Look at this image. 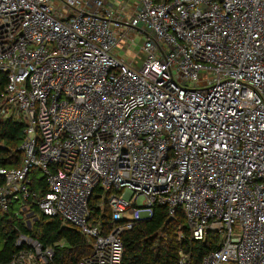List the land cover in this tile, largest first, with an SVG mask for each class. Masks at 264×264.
<instances>
[{
  "label": "built area",
  "instance_id": "1",
  "mask_svg": "<svg viewBox=\"0 0 264 264\" xmlns=\"http://www.w3.org/2000/svg\"><path fill=\"white\" fill-rule=\"evenodd\" d=\"M138 39L131 60L117 54ZM0 73V122L23 125L1 213L83 235L76 264H123L122 235L158 206L193 241L217 237L177 264H264V0H0ZM15 247L6 264L53 257L24 235Z\"/></svg>",
  "mask_w": 264,
  "mask_h": 264
},
{
  "label": "trees",
  "instance_id": "2",
  "mask_svg": "<svg viewBox=\"0 0 264 264\" xmlns=\"http://www.w3.org/2000/svg\"><path fill=\"white\" fill-rule=\"evenodd\" d=\"M6 84L0 73V93ZM23 125L15 120L0 122V169L17 168L22 154ZM32 188L45 189L44 178L36 171L31 174ZM3 180L0 177V186ZM97 196L89 200L88 208L92 225H99L106 233L110 228V213L104 207L96 208ZM12 205L7 213L0 212V264H6L16 253L15 243L19 235L33 238L43 247L53 248V257L47 264H76L91 253L92 247L86 238L62 224L57 218H47L34 210L37 221L31 229L17 220ZM166 209L155 207L151 217L138 222L132 230L122 235L123 264H177L180 253L197 262L216 247L217 237L209 234L205 242L193 241L188 232L184 216L178 214L167 222ZM178 230L181 238L178 239ZM165 235V236H164Z\"/></svg>",
  "mask_w": 264,
  "mask_h": 264
},
{
  "label": "rangeland",
  "instance_id": "3",
  "mask_svg": "<svg viewBox=\"0 0 264 264\" xmlns=\"http://www.w3.org/2000/svg\"><path fill=\"white\" fill-rule=\"evenodd\" d=\"M118 2L126 1V0H117ZM129 5L133 6L134 4H137V0H128ZM131 10V9H130ZM140 44V39L137 40L135 46H132L128 51H125L121 48L117 49V54L120 57H125L126 60H131L133 54L137 53L138 50V45ZM233 236H240L241 230L238 225H234L233 231H232ZM165 236V235H164Z\"/></svg>",
  "mask_w": 264,
  "mask_h": 264
},
{
  "label": "water",
  "instance_id": "4",
  "mask_svg": "<svg viewBox=\"0 0 264 264\" xmlns=\"http://www.w3.org/2000/svg\"><path fill=\"white\" fill-rule=\"evenodd\" d=\"M169 221H170V219L167 220V222H169Z\"/></svg>",
  "mask_w": 264,
  "mask_h": 264
}]
</instances>
